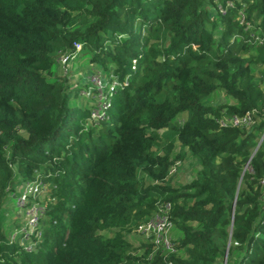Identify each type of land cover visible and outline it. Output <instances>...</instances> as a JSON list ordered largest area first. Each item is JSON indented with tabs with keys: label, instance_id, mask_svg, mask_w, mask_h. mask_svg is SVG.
<instances>
[{
	"label": "trees",
	"instance_id": "16d2710c",
	"mask_svg": "<svg viewBox=\"0 0 264 264\" xmlns=\"http://www.w3.org/2000/svg\"><path fill=\"white\" fill-rule=\"evenodd\" d=\"M83 50L119 82L97 121L98 91L71 104L79 86L51 70ZM260 66L264 0H0V210L46 187L40 236L0 227V264H264ZM216 88L228 102L203 101ZM187 154L193 179L170 184ZM167 204L172 249L138 231Z\"/></svg>",
	"mask_w": 264,
	"mask_h": 264
},
{
	"label": "rangeland",
	"instance_id": "374dc122",
	"mask_svg": "<svg viewBox=\"0 0 264 264\" xmlns=\"http://www.w3.org/2000/svg\"><path fill=\"white\" fill-rule=\"evenodd\" d=\"M262 67L264 66H260V68ZM51 70L53 73H63L64 71H66L71 83L73 85L79 86L78 93L73 98L71 104L80 105L87 109L90 107V104L93 103V98L91 96H87L86 94L82 95L80 93V90H86L88 87H90L86 93H89L91 90L95 92V90H98L99 87L96 88L93 83L96 84V82L98 83L99 81L104 84L106 88L110 83L109 80H107V72L101 66L97 65L94 62H91L89 59V53L85 52L84 50L77 52L65 64L61 63L60 55L55 56V60ZM252 70L255 73L256 77L259 78L258 68L252 66ZM97 76L100 77V80L97 79ZM262 83L264 85V79ZM93 95H96V93H94ZM203 101L209 104H216L223 101L228 102L229 98L219 88H216L213 92L206 96ZM185 116L186 113L181 112L177 117L182 118ZM177 163L179 167L176 169L175 174L171 176V179L169 181L170 184L180 185L193 179L198 168L197 160L190 154H187L183 157V159L177 161ZM20 191H22V188L19 185H15L13 191L14 194H12L11 192L7 194L3 208L0 210V227L3 231V234L9 239H14V241H17L20 237V229L23 226L24 219L27 218L28 210L27 207L22 209L17 203L19 202L18 194ZM43 199L44 193L41 195V200L43 201ZM14 234H16V237L13 238ZM101 235L102 238H106L108 237V235H110V233L102 232ZM167 236L176 238L180 236V233L173 228L167 231ZM128 238L137 242L141 237L139 235L132 234L129 235ZM143 239L147 240L145 236L143 237ZM172 247L173 245L171 246V249ZM233 255L234 254H232V256ZM229 264H236L235 258L231 257Z\"/></svg>",
	"mask_w": 264,
	"mask_h": 264
},
{
	"label": "built area",
	"instance_id": "2783aa9c",
	"mask_svg": "<svg viewBox=\"0 0 264 264\" xmlns=\"http://www.w3.org/2000/svg\"><path fill=\"white\" fill-rule=\"evenodd\" d=\"M219 7L222 10V7L221 6ZM73 44L76 50H79L82 47V44L79 41H74ZM68 58L69 56L67 55V52L62 53L60 55V61L62 63H65L68 60ZM97 79L100 80V77L97 76ZM118 84L119 82L116 80V78H114L111 80L110 84L106 89H108L109 91H114ZM94 85L96 86V88L98 87L99 88L97 90L98 93L96 95L97 101L94 107H92L90 110V119H94L97 121L102 119L106 115L105 108L107 106V102L105 100L106 95H105V91H103L102 83L98 81V83L96 82V84ZM232 121L234 123H240V122L248 123L251 121V117L250 114L247 113L241 118L238 116H233ZM45 189L46 187L41 183V181L35 180L32 183H26L24 185L22 193L18 196L19 202L21 203L20 204L19 202H17L18 205L22 208L24 207L28 208L26 227L22 229L24 239H26L28 235H31V233L35 229L37 230V237H39L41 234V231L38 229V226H39V219L44 211V204L41 205L39 201L41 200V195L44 193ZM30 196L32 197V199H29ZM168 210H169V204H167L164 208H161L160 211L157 214H155L151 219H149L144 224L138 227V231L143 232L147 236L152 233L154 236L155 243L157 244L163 243L166 248L172 246L170 237L167 236V231L170 227ZM25 248L30 249V246L25 244Z\"/></svg>",
	"mask_w": 264,
	"mask_h": 264
}]
</instances>
